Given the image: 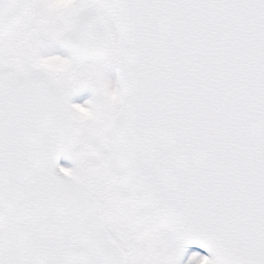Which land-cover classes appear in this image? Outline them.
Instances as JSON below:
<instances>
[{"label": "snow or ice", "instance_id": "1", "mask_svg": "<svg viewBox=\"0 0 264 264\" xmlns=\"http://www.w3.org/2000/svg\"><path fill=\"white\" fill-rule=\"evenodd\" d=\"M83 89L103 97L87 123ZM185 245L264 264V0H0V264H180Z\"/></svg>", "mask_w": 264, "mask_h": 264}, {"label": "rangeland", "instance_id": "2", "mask_svg": "<svg viewBox=\"0 0 264 264\" xmlns=\"http://www.w3.org/2000/svg\"><path fill=\"white\" fill-rule=\"evenodd\" d=\"M48 10L51 13H53V14H59V13L65 12V11H63V12H53L49 8H48ZM49 54L66 56L67 52H66V50L61 48L59 45H53L51 47V49L49 50ZM113 67L114 66H109L105 70V74H106L107 78L109 80H111V81H112V76L111 75H112ZM46 70L50 71L47 67H46ZM50 72H53V71H50ZM92 98H93V93L91 92V90L83 89V90H80L76 94L73 95L72 103L81 104V105L85 106L86 102L89 101V100H92ZM102 102H103V97H97V99L93 100V102L90 104V105H92L94 107L95 115H96L98 109L101 107ZM92 119H94V118L89 119L87 122L91 121ZM87 122H83V123H87ZM61 165H62L63 168H66V169H70V168L73 167L72 161L70 159H68L65 155L62 158ZM192 253H196V252L184 250V252L182 253V255L180 257V264L181 263L188 264L189 257L192 255ZM193 264H200V261H198V260L194 261Z\"/></svg>", "mask_w": 264, "mask_h": 264}, {"label": "clouds", "instance_id": "3", "mask_svg": "<svg viewBox=\"0 0 264 264\" xmlns=\"http://www.w3.org/2000/svg\"><path fill=\"white\" fill-rule=\"evenodd\" d=\"M47 7L53 12H63L71 8L74 3V0H45ZM46 67L53 72H59L63 70V65L56 61H49L46 64ZM114 91V90H113ZM108 99H115L114 96H108ZM95 112L94 107L90 104H86L80 109L75 110V117L80 122H87L89 119L94 118ZM70 172L73 170V167L69 169Z\"/></svg>", "mask_w": 264, "mask_h": 264}, {"label": "water", "instance_id": "4", "mask_svg": "<svg viewBox=\"0 0 264 264\" xmlns=\"http://www.w3.org/2000/svg\"><path fill=\"white\" fill-rule=\"evenodd\" d=\"M115 77H116V79H117V72H116V70H115ZM61 156H62V154H61V155L58 157V159H57V164H58L59 166H60ZM185 247H189V248L196 249V250H198V251H200V252H202V253H204V254L210 256V254H209L205 249H203V248H201V247H199V246H197V245H185Z\"/></svg>", "mask_w": 264, "mask_h": 264}, {"label": "flooded vegetation", "instance_id": "5", "mask_svg": "<svg viewBox=\"0 0 264 264\" xmlns=\"http://www.w3.org/2000/svg\"><path fill=\"white\" fill-rule=\"evenodd\" d=\"M181 264H184V263H181Z\"/></svg>", "mask_w": 264, "mask_h": 264}]
</instances>
